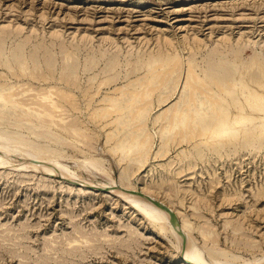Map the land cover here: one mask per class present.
I'll list each match as a JSON object with an SVG mask.
<instances>
[{"label":"rangeland","instance_id":"1","mask_svg":"<svg viewBox=\"0 0 264 264\" xmlns=\"http://www.w3.org/2000/svg\"><path fill=\"white\" fill-rule=\"evenodd\" d=\"M0 144V264H264V0H0Z\"/></svg>","mask_w":264,"mask_h":264},{"label":"bare ground","instance_id":"2","mask_svg":"<svg viewBox=\"0 0 264 264\" xmlns=\"http://www.w3.org/2000/svg\"><path fill=\"white\" fill-rule=\"evenodd\" d=\"M206 88H208V85H207ZM206 90L207 89H204V92L210 97L209 91H206ZM143 108H144V105L142 104V105H140L138 107V111L136 110V112H140V110L143 109ZM172 115L173 114L171 113V116ZM198 131H199V129L196 130L195 132L192 131L191 133L199 134ZM193 137H194V135H190L189 136V138H193ZM2 145H1V148L4 149V147ZM5 147H7L6 144H5ZM28 155L32 156V158H33V156L34 157L41 158L40 155H39V152L38 153L37 152H29ZM33 160H37V159H33ZM0 164H1V162H0ZM3 164H4V162H3ZM135 189H133V190H135ZM118 193H119V191H118ZM121 195H124L123 192L121 193ZM125 198L129 199L130 200V204L134 208H136L137 210H139L141 212V214L144 215L151 222H154L156 224H159L160 226H162V228L168 227L169 229H171V232H173L179 239H180V236L181 237H185V233L183 232V230H182V228L180 226H176L175 224H173V225L171 224V223H173V215H172V213H170L169 211H167V210L161 208L160 206H158L156 203L153 202V200L147 199L145 196H139V195H134V194L133 195H130V194L127 195L126 193H125ZM186 234H188V233H186ZM188 241H190V240H188ZM194 243H195V241H194ZM182 253H183V256H184V259L182 261L183 262L182 264H211L210 262L207 263L204 260L203 255L201 254L200 249H198V247L196 248L195 245H193V244H190L189 243L187 245V247H185V250H183ZM260 258H263V257H260ZM253 261H255V260H253ZM259 261H260V259L257 260V261H255V262H251V261L248 262V263L246 262L245 264H258ZM215 264H223V263H220V262H216L215 261Z\"/></svg>","mask_w":264,"mask_h":264},{"label":"water","instance_id":"3","mask_svg":"<svg viewBox=\"0 0 264 264\" xmlns=\"http://www.w3.org/2000/svg\"><path fill=\"white\" fill-rule=\"evenodd\" d=\"M32 163H35V164H36V162H32ZM124 191H125L127 194H139V192H136V191H134V190H128V189H125ZM145 197L148 198V199H150V200H153L158 206H160L161 208H163V209L169 211L170 213L174 214V213L172 212V210H171L169 207H167L165 204H163L162 202H160V201H158V200H156L155 198L150 197V196H146V195H145Z\"/></svg>","mask_w":264,"mask_h":264}]
</instances>
